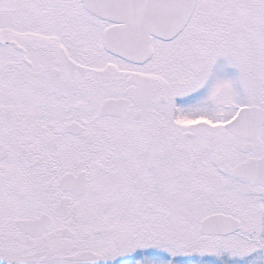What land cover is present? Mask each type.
Wrapping results in <instances>:
<instances>
[{
	"label": "snow or ice",
	"instance_id": "6c2138e0",
	"mask_svg": "<svg viewBox=\"0 0 264 264\" xmlns=\"http://www.w3.org/2000/svg\"><path fill=\"white\" fill-rule=\"evenodd\" d=\"M0 264H264V0H0Z\"/></svg>",
	"mask_w": 264,
	"mask_h": 264
}]
</instances>
